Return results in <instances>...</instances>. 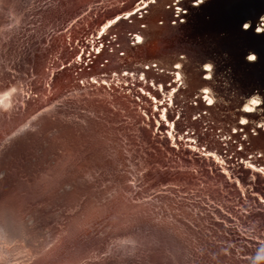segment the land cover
Masks as SVG:
<instances>
[{
  "label": "water",
  "instance_id": "obj_1",
  "mask_svg": "<svg viewBox=\"0 0 264 264\" xmlns=\"http://www.w3.org/2000/svg\"><path fill=\"white\" fill-rule=\"evenodd\" d=\"M34 1L31 5L43 3L42 0ZM109 1L111 5H114L113 0ZM159 1L160 4L166 2L165 9L160 10L164 14L162 13L152 23L148 22V15L143 14L147 11L146 8L150 7L152 0H139L135 8L127 11V16L119 13L114 17L116 12L113 11L100 14L101 17L88 26L95 25L92 28H95V32L105 21L110 22V25L105 24V28L110 29L113 23L129 19L130 13L135 21L132 26L125 28L123 33L107 42L106 49L111 50L107 54L101 55L97 51L102 45L98 49L84 45L87 52L82 51L81 54L75 55L74 58L78 59L75 61L79 63L75 67L69 65L70 61L58 64L60 58L54 57H52L53 66L50 67L52 61L48 60L49 54L47 53H43V56L28 55L29 48H32L35 42L36 36L33 33L27 39L23 38L21 40L23 42L17 43L20 45L21 50H19L23 53L20 55L19 63L13 64L3 60L5 62L2 65L4 73L0 74V81L8 88L6 92L10 96L14 95L18 98L12 101L10 97L11 101L2 102L0 105V149L5 148L6 150L7 146L15 142L14 138L22 135L29 127L31 130L40 126L46 117L45 111L42 110L49 106L45 104L47 101H50L48 102L51 105L50 113H58L60 100L71 99L69 96H73L71 94L76 90L81 89L88 99H92V106L82 102L84 98L81 94H78L77 98L73 97L74 101H71L73 103H63L61 113L65 119L61 118L62 122H58L57 125L60 124L62 127V123L73 121L75 125L78 123L84 127H95L96 139L85 140V134L81 133L79 142L82 147H79V150L68 151L60 164L57 162L58 159L53 162L47 158L46 161H40L52 170L58 167V172L53 176L51 174L46 176L45 180L42 178L44 181L38 187L36 185L34 191L32 189L29 193H24L25 191L22 190V187L26 185H19L21 187L19 189L20 200L4 203L6 209L17 208L18 204H21L23 208L19 209V213L20 219L26 224L25 228L31 227L34 234L39 235L41 243H45L43 237L45 227L30 225L33 217L34 220L39 217L35 212L41 207V211H45L41 216H47L56 222L54 214L59 209L63 212L67 211L58 203L60 201L47 202L45 198L72 189L70 184L76 180L77 174H92L94 177L95 184L91 185L92 188L89 187L87 190L86 183L83 192L87 191L81 193V197L69 204V210L72 212L64 216L65 226H63L69 225L70 230L71 228L78 230L75 235L67 236L68 233L66 234L65 238H69L66 245L59 244L58 246L57 244V249L45 245L40 252V249L34 251L29 242L14 244L19 248L30 246L31 253L34 256L37 255L34 264L42 262L44 264H116L120 258L118 253L126 256L128 252L126 250L122 252L128 246L132 248L135 257L146 264H168L169 254H174L175 260L180 264L178 252L182 247L186 251L182 262L186 258L189 259L188 257H193L202 264H238L223 258L228 253L225 251L228 245L226 235L228 234L227 237L230 239L233 236L238 237L237 233L232 234L225 227L223 219L227 216H233L236 221L246 227L250 226V228L247 227L248 233L257 235L254 242L257 246L255 248L258 251H261V248L264 249V235L257 229V226L264 227V209L260 207L264 206L263 201L256 198L250 190L248 193L245 191L243 195L239 194L236 180L224 176L221 170L220 173L219 165L222 161L225 163L227 159L219 160V156L212 158L209 155L203 158L207 164L205 166L200 164L204 162H200L199 156L190 151L188 154L190 160H188L186 150H183L187 148L183 141L184 138L188 141L190 138L195 145L196 152L207 150L205 146L192 138L194 133L190 130H182V138L175 137L174 142L171 139L172 142L169 145L172 150L169 154L162 155L160 152L161 155L154 156L153 151L147 150L146 144L150 136L147 132H154L157 139L165 140L167 143L169 127L175 118L164 119L166 115L162 117L160 107L156 105L155 108L153 97H151L154 99L152 102L149 97L141 94L139 96L137 92L107 90L98 83H95L98 87L93 88L95 91L93 89L84 91V87L92 85L90 79L100 76L103 69L107 67L117 65L124 67L133 61L137 62V59L144 58H147L148 62L152 58L157 62L168 59L169 62H165L162 67L166 75L181 68L184 69V78L176 85L173 99L185 89L187 90L186 98H194L192 90L199 91L202 78H211V83L217 87V89L215 87L216 93L219 94L222 102L219 101L216 108H208L206 105L201 107L208 112L206 115L210 118L209 123L218 124L221 128L212 130L208 135L210 141L216 139L219 143L227 139L224 135L225 122L235 121V116L237 117L239 113L234 107V90L240 92L244 90L248 93L260 92L264 96V19L262 18L264 0H201L199 3L197 0L192 3L187 0ZM104 4L108 2L98 4L97 10L102 11L101 6ZM178 8L181 10L179 15H177ZM28 11L38 10L30 8ZM33 22V20H26L24 27L32 26ZM245 24L249 26L247 29L244 27ZM79 27L72 25L70 28ZM143 29L148 30V33L143 34ZM13 30L14 27L8 32L11 34ZM139 30L142 34L137 35L141 33ZM15 32H18L17 29ZM95 32H92V37L99 38L100 35L96 36ZM58 34L51 32L42 38L50 47H53V42L59 39H56ZM137 36L141 38L140 41L144 42L148 36V46L131 48L134 42L130 43V40L133 37L137 40ZM25 42H28L27 46ZM139 53L144 55H139ZM79 54L81 58L77 57ZM158 54H161L162 59H156L159 57ZM250 55L255 56V60H249ZM23 58L26 60L24 66L21 64ZM63 59L69 60V57L65 55ZM207 61L211 65L210 70L204 65ZM177 64L180 65L179 68L176 67ZM6 66L12 67L11 70H18L26 82L28 81V89L36 88L39 93L30 98L25 96L26 86L24 89L21 85L23 88L20 90L16 89L19 86L17 82L8 84ZM204 71H208L209 74L204 75ZM127 74L128 72L126 76ZM192 76L195 81L191 79ZM45 80L48 83L42 86L41 82ZM156 84L158 85L154 82V85ZM162 85L165 92L164 84ZM12 86H14L13 89ZM109 99L119 105L118 107L123 109L124 113L128 112L126 115L122 114L125 118L129 117L126 127H120L108 121L107 117L100 112L105 108L104 102ZM199 100L195 97L194 104L198 105ZM163 101L165 100L157 101V104L163 105ZM18 102L22 104V107L17 106ZM177 103L180 102L177 101ZM129 110H131L130 113ZM40 111L42 112L36 114ZM143 125H149L150 129L144 128ZM81 130L84 131V129ZM45 142L48 144V141ZM45 149L46 147L41 148L38 159L45 157L53 159L57 156L53 153L54 149L47 147V150L52 153H46ZM16 156H11L10 161ZM222 156L228 157L226 154ZM152 158L156 159L151 160ZM89 160L91 163L87 166ZM82 163L84 169H79ZM241 163L244 164V161L239 159V163H235L233 169L236 170V174H239L238 170L243 171L240 185L247 187L249 186L247 178L253 174L250 175L251 172ZM127 164L135 166L133 168H136L135 172H130ZM209 166H216L215 173H210ZM192 169L199 170L194 173ZM7 175L5 165H0V181ZM24 175L29 179L34 176L32 173H24ZM204 175L209 177L207 181L203 180L205 184L201 183L202 179H197L195 184L192 183L194 178ZM261 184L264 183L258 185ZM86 195H88L87 198ZM249 195L255 199L251 200ZM80 199L82 200L78 203ZM34 208L38 209L34 211ZM9 210H5L4 217L8 215ZM50 214L53 215L48 216ZM205 219L209 222V230H204L206 228ZM40 220L43 221L42 217ZM217 223L222 225L219 229V236L212 233ZM46 251L48 252L45 253ZM59 254L62 255L59 257ZM249 257L251 256L244 258ZM186 264L189 263L186 261Z\"/></svg>",
  "mask_w": 264,
  "mask_h": 264
},
{
  "label": "bare ground",
  "instance_id": "obj_2",
  "mask_svg": "<svg viewBox=\"0 0 264 264\" xmlns=\"http://www.w3.org/2000/svg\"><path fill=\"white\" fill-rule=\"evenodd\" d=\"M138 1L139 0H113L112 3L114 5H111V2L109 0H42L43 3L41 4L37 3L31 5L35 2L34 0H0V74L3 75L4 73V66L2 68V65L5 62H3V60H6L7 62H11L13 64L19 63L20 55H22L23 53L20 51V45L18 44L20 42H23L21 41L23 40V38L27 39V37L32 33L36 37L34 46L32 48H29L30 50L28 52V55L37 54L43 56V53H47V55L49 54L48 60L52 61L49 65L50 67L53 66L52 57L60 58V62L58 61V64L70 61L71 63L69 65H71V67L79 65V63L75 61L78 59H75L74 57L77 53L81 54L82 51H84V53L87 52V48H84V45H87L88 48L94 46L96 47V49H98L102 45L101 49L97 51H99L101 55L105 53L107 54L108 51H111L109 50V48L106 49L107 42L111 38H114L116 35L119 36V34L123 33L124 29H127L128 26H132L135 19H133L129 15V19L113 23V26L110 29L105 28V24L110 25L109 21H105L104 24L98 27L96 32L95 28L92 29L95 25L88 27L89 24H94V21L101 17L100 14L103 15L107 11L108 13L111 11H113L114 13L116 12V15L114 17L119 15V13L125 14L123 16H127V11H131L133 8H135V5ZM187 1L189 3H192L195 0ZM107 2L108 4H104V6H101L102 11L97 10V8H99L98 4ZM165 4L166 2H162L160 4L159 0H156L154 3L151 2L150 7L146 8L147 11L143 13L148 15L147 20L149 23H152L153 20L160 17V15L163 13L162 11L160 12V10L165 9ZM105 5L107 6L105 7ZM30 8L33 10L36 9L38 11H28V9ZM262 18L264 19V15L262 16ZM26 20H33V25L25 28L24 25ZM72 25L80 27L71 29L70 27ZM16 26L18 27L16 28ZM12 27H14V30L10 34V32L8 31L11 30ZM65 28H67V30H64ZM16 29L18 32H15ZM93 31L96 33V36L100 35V37H92ZM142 31L144 32L143 34L148 33V30L143 29ZM51 32L56 34H58L57 32H59V34L56 35V39H59L53 42V47H50V45L45 42V39L42 38L47 36ZM101 32H103V34ZM139 32H141V30H139ZM140 34H142V32L137 35ZM148 40L149 37L147 36V40H145V42H137V40H135V37H133L132 40H130V43H134L130 47H146L148 46ZM27 43L28 42H25V45ZM102 48L106 50H103ZM140 54L144 55L142 53H139V55ZM65 55L69 57V60L63 59ZM79 55H77V57L81 58V55ZM158 56L159 57H156V59H162L161 54H158ZM149 61L150 62H148L147 58H144L140 60L137 59V62L133 61L130 64L125 65L124 67L119 65L107 67L105 70L103 69V72L100 76H96L90 79L92 85L84 87V91L88 89L92 90L93 88L98 87L97 85H95V83H98V85H103L102 88L107 90H114L125 93H131L133 91V93L137 92L139 96L141 94L149 97L152 102L155 99L153 105L155 106V108L157 106L160 107L161 116L164 117L166 115L164 119H173V117L175 118L174 121H171L168 131V133L171 132L173 138H182V130H190L194 133V136H192V138L207 148V150L205 149L196 152L194 150L195 145L190 140V138L189 141L184 140V138L183 141L187 148L183 150H186V156L190 153V151H193L199 156L198 159L200 160V162H204L200 164H203L205 166H207V164L205 163L203 158L209 157V155L212 156V158H218L219 156V160L227 159L225 160V163L224 161L221 162L222 164L220 163L219 171H223L224 176L236 180L237 186L239 187V189H237L239 194L243 195L246 192L248 193V190H250L254 193L256 198L263 201L264 204V184L258 185L259 183H264V171H262L264 170V127H260V125H264V96L262 95V93L255 91L248 93L244 90H241L243 92L234 90V107L237 109V111H239V113L237 117L235 116V121H227L224 124V126L226 127L224 135L227 139L221 140L220 143L219 141L217 142L216 139L210 141V139L208 138V135H210L209 132L221 128L218 126V124L209 123L210 118H208L206 115L208 112L204 111L201 106L206 105V107L208 108H216L217 105H219V101L222 102L218 96L219 94L216 93L217 87L213 83H211V78L200 79V92L192 90L193 96L200 99L198 105L194 104V102H196L195 97L186 98V89L180 91L178 93L179 96H175L176 98L173 99V92L176 88V85L178 84L179 80H182L184 78V69L181 68L179 70H176L175 72L173 71L170 75H166V72L162 71V67H164L165 62H169L168 59L165 61L157 62L154 58H152ZM21 64L23 66L26 64V60H24V58ZM204 65H210L209 61H207ZM11 68L12 67L6 66L5 70V73L9 78H7L9 80L8 84L11 82H17V85L19 86H17L16 89L21 90V88H23L22 86H24L25 89V86H28V81L26 82V79H24L20 75V72L18 70H11ZM127 72L128 74L126 76ZM204 72V75L209 74L208 71ZM177 73H179L180 79H177ZM191 79L195 81L193 76L191 77ZM154 82H157L158 85H154ZM46 83H48L47 80L41 82L42 86H46ZM138 84L139 86H137ZM162 84H164L165 92L163 91ZM167 84L168 86H166ZM3 85L4 83L2 84V82L0 81V105L2 104V102L11 101L10 97H12V101L18 98L14 95L10 96V94L6 92L8 88ZM80 87L83 88V86ZM13 88L14 86H12V89ZM206 89L208 90L207 95H209L213 99V103L211 105H209L204 99V90ZM93 91H95V89H93ZM196 92L199 94L196 95ZM25 93V96L32 98L34 95L38 94L39 91L36 88L30 87L28 89L27 87ZM78 94H81L84 98V100L82 101L84 104L92 106V99H88L84 95V93L81 92V89L79 91L76 90L75 93L72 92L71 95L73 96H69L71 99L60 100V104L58 107L60 108V111L58 113H50L51 105L50 103H48L50 101H47L45 104L49 106L42 110L45 111L46 117L42 120L40 126L31 130L29 127L27 131H24L26 133L23 132L24 134L22 133V135L14 138L13 141L15 142L12 143L11 146H7L6 150L5 148L0 149V156H2L0 158V165H5V170L8 174L5 179L2 178V181H0V264H34V259L37 255L34 256V254L31 253V247L25 245L26 247L23 246V248H19V246H14L15 243L26 244L25 242H29L30 244H32L34 251L40 249L41 252L45 245L46 247L50 245V248L55 249L58 248L56 247L57 244L58 246L59 244L66 245L69 240V238H65L66 234L68 233L67 236H69L70 234L75 235L78 232V230L76 231L75 228H71L70 230L69 225L64 227V216L72 212L71 210H69V204L71 202L73 203L76 198L78 199V197H81V193H85L89 187L92 188L93 184H95V180L92 174H77L76 180H74L70 184L72 189L68 190L67 192L64 191L60 194L56 193L53 196L50 195L45 198L47 199V202L53 200L60 201L58 203L67 210L66 212H63L62 209H59V211L54 214L56 222H54L47 216H41L45 212L41 211V207H39V209L34 208V211L38 209L35 212L36 216H41L43 221L40 220L41 217H36L35 220L33 217V221L30 225L33 224V226H38L39 228H41L42 226L45 227V236H43L45 239V243H41L39 235H35V232L31 230V227L25 228L24 225L26 224L20 219L19 209L22 207L21 204H18V209L10 207L9 209L11 211L9 209H6L7 207L4 206V203L8 201L11 202V200H20L21 194L19 189L21 187H19V185H26L22 187V190L25 191L24 193H29L32 189L34 191L35 186L37 185L38 187L40 183L46 179V176H49L50 174L53 176L58 172V167H55L52 170L51 167H49L48 165L44 166L40 161H43L47 158L49 161L53 162L57 161L56 159H58L57 162H59L60 164L61 160L67 156L68 151L79 150V147H82V144L79 142V140L81 139V133L85 134V140L96 139L95 127H84V125L78 123L75 125L73 121H68V119H66L68 122L62 123V127L60 126V124L57 125L58 122H62L61 118H63V120L65 119V117H63L64 115L61 113V106L63 105V103H73L71 102L72 100L74 101L73 97L77 98ZM151 97H153L154 99H151ZM253 99H257L259 103L256 105H252L251 101ZM161 100H165L163 101V105H158L157 101L161 102ZM184 100L186 101L181 102ZM177 101H179L180 103H177ZM17 106L22 107V104L19 103ZM103 106L105 108L103 109V111L100 110V112L107 117L108 121L120 127H124L127 124L126 122H129V117L125 118V116H123L128 112L124 110L126 112L124 113L123 109H120V106L114 103L112 99L105 101ZM193 107L195 108L193 109ZM198 107H200V109H198ZM246 107L253 108V111H245ZM187 110L190 111L186 112ZM191 110H193L194 112H192ZM42 111L36 114H39ZM130 112L131 110H129V113ZM207 118L208 121H206ZM242 120L247 121V123L242 124ZM202 122L206 124H203ZM116 125L113 126L117 127ZM143 127L150 129L149 125H143ZM81 129H84V131ZM147 133L150 134L148 143L146 144L147 150L153 151L152 154L154 156L161 155L160 152H162V155L169 154V151L172 150L171 146L169 145L172 142L170 138H168V142L166 143L165 140L161 141L160 139H157L154 136V132L149 131ZM45 141H48V144ZM44 147H46V153L50 152V150H47V147L49 149H54L53 153L57 154V156L53 159H50V157L38 159L40 150ZM144 154L145 153H143V155ZM222 154H226V156L228 157L225 158L222 156ZM13 155L17 156L10 161L9 158ZM29 158H31V160ZM87 158L89 157L87 156ZM155 159L156 158H152L151 160ZM187 159L190 160L189 155ZM239 159L244 161V164L241 163V165H244L248 168L249 172H251L250 175L253 174V176H249L247 178L248 183L244 181L245 183H247V185L250 186V188L249 186L245 187L244 185H240V182L243 179V171L238 170L239 174H236V170L233 169L235 163H239ZM90 163L91 161L89 160L87 166ZM213 163H215V161H213ZM127 165L130 169V172H135L136 168L133 169L135 166H132L130 164ZM249 165H252V167H250ZM82 167L83 163L79 166V169ZM200 168L201 167L199 166V169ZM209 168L211 169V174L215 173L216 166H209ZM199 169H192V171L194 173H197V170ZM24 173H32V175L34 176H32L33 178L29 179L26 178ZM36 175L39 176L37 177ZM197 179H202L201 183L205 184L203 180L207 181L209 177L207 175H204L200 178H194L192 183L195 184L197 182ZM86 183L87 190L83 192L86 187ZM87 197L88 195H86V198ZM249 198L252 200V198L254 197L249 195ZM81 200L82 199L78 200L77 202L80 203ZM260 207L264 209V206L261 205ZM5 210H9L6 217H4V214L6 213ZM14 214L16 215L14 216ZM52 215L53 214H50L48 216ZM205 220L206 228H204V230H209V222L207 221V219ZM223 223L227 230H229L232 234L237 233L238 235V237L232 235L233 237H231V239L227 237L228 234L226 235L225 239L228 245L225 251H228V253H226L223 258L225 260L229 259V261H233V263L237 262L238 264H257V257L260 251H258L255 248L257 246L254 245L257 235L255 233H252L251 235L248 233V228H250V226L247 225V228L244 224L236 221L233 216H227L226 218H224ZM214 227V230L212 229L213 235L219 236V229L222 227V225L220 223H217ZM257 229L264 235V227L257 226ZM184 249L185 248L182 247L178 252V259L180 261V264H186V261L189 264H202V262L195 260L193 257H188L189 259L186 258V260L182 262L186 256V251ZM221 249L224 250L223 247H221ZM124 250H126L128 254L126 256H122L121 253H118L120 258H118L116 264H137V261L138 264H146V262H141L135 257V253L133 254V250L130 246H128V248L126 249H123L122 253L125 252ZM48 251H46L45 253H47ZM61 255L62 254H59V257ZM249 255L251 257L244 258ZM168 257V264H178L175 260L176 257L174 254H169ZM155 258H157V256ZM42 261H44V259ZM40 264H44V262Z\"/></svg>",
  "mask_w": 264,
  "mask_h": 264
},
{
  "label": "snow or ice",
  "instance_id": "obj_3",
  "mask_svg": "<svg viewBox=\"0 0 264 264\" xmlns=\"http://www.w3.org/2000/svg\"><path fill=\"white\" fill-rule=\"evenodd\" d=\"M152 2L154 3L155 0H152ZM199 2H201V0H197V3H199ZM137 11H138V9H137ZM180 11H181V10L178 8V9H177V15L180 14ZM129 15H131V13H130ZM244 27H245V29H247L249 26H248L247 24H245ZM258 31H259V29H258ZM140 40H141V38H140V37H137V41L139 42ZM248 59H249V60H255V56H249ZM176 67L179 68L180 65L177 64ZM205 67H206V69H209V70L211 69V65H205ZM177 79H180L179 73H177ZM204 91H205L204 99L207 101V103H208L209 105H211V104L213 103V99H212L209 95H207V92H208L207 89L204 90ZM251 103H252V105H256V104L259 103V101H258L257 99H253V100L251 101ZM245 111H253V108H248V107H246V108H245ZM165 119H166V118H165ZM241 123H242V124H243V123H247V121L242 120ZM173 127H174V125H173ZM260 127H264V125H260ZM168 136H169L170 139H173V142H174V138L172 137L171 132L168 133ZM249 166L252 167V165H249ZM262 171H264V170H262Z\"/></svg>",
  "mask_w": 264,
  "mask_h": 264
},
{
  "label": "clouds",
  "instance_id": "obj_4",
  "mask_svg": "<svg viewBox=\"0 0 264 264\" xmlns=\"http://www.w3.org/2000/svg\"><path fill=\"white\" fill-rule=\"evenodd\" d=\"M260 261H264V249L260 251L257 257V264H260Z\"/></svg>",
  "mask_w": 264,
  "mask_h": 264
}]
</instances>
